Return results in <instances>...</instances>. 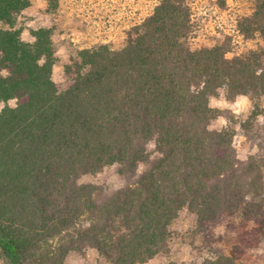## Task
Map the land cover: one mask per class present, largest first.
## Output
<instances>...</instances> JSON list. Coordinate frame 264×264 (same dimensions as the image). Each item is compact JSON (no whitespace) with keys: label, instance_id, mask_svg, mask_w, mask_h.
Masks as SVG:
<instances>
[{"label":"trees","instance_id":"obj_1","mask_svg":"<svg viewBox=\"0 0 264 264\" xmlns=\"http://www.w3.org/2000/svg\"><path fill=\"white\" fill-rule=\"evenodd\" d=\"M28 6L0 0L5 264H66L70 252L87 249L110 264H144L169 253L182 211L194 220L191 242L216 253L203 264H233L264 243V48L231 58L228 41L191 49L187 0H160L121 49L98 45L70 58L60 90L51 78L50 31L24 41L17 27ZM239 31L264 37V0ZM219 90L252 104L240 127L257 151L245 160L232 129L210 127L221 116L209 105ZM114 165L116 188L79 182ZM220 242L229 256L215 248Z\"/></svg>","mask_w":264,"mask_h":264},{"label":"rangeland","instance_id":"obj_2","mask_svg":"<svg viewBox=\"0 0 264 264\" xmlns=\"http://www.w3.org/2000/svg\"><path fill=\"white\" fill-rule=\"evenodd\" d=\"M258 0H187L190 6L194 31L189 39L191 49L212 47L223 41L229 42L226 56L231 58L248 50L264 48V37L255 35L245 38L239 31L243 19L250 16ZM160 0H29V6L17 21L24 41H32V32L38 29L50 31L53 50L51 78L58 89H63L64 66L83 48L106 45L112 50L121 49L126 42L128 30L149 16ZM9 105H13L10 101ZM264 107V100L261 102ZM209 105L221 113L211 124L212 129L228 127L233 130L232 144L237 158L245 160L257 148L244 135L240 123L252 110L247 96L239 95L227 100L219 90L209 98ZM3 104H0V109ZM228 118V120H227ZM152 158L157 157L151 142L146 147ZM145 169L139 164L138 172ZM264 175V172H263ZM80 183L104 184L110 188L121 185L116 166H110L93 175L82 176ZM193 217L182 211L171 226L172 238L167 255L156 256L144 264H203L205 259H214L216 253L191 242L190 230ZM224 228L218 226L215 234L222 235ZM55 241H52L54 243ZM226 256L229 248L218 243ZM66 264H110L94 249H87L83 256L70 252ZM0 264L5 262L0 258ZM233 264H264V243L246 248Z\"/></svg>","mask_w":264,"mask_h":264}]
</instances>
